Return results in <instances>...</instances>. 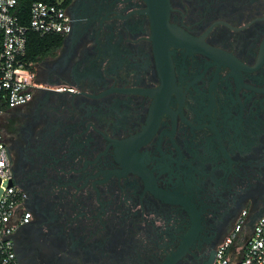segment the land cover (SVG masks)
I'll list each match as a JSON object with an SVG mask.
<instances>
[{"label": "flooded vegetation", "instance_id": "1", "mask_svg": "<svg viewBox=\"0 0 264 264\" xmlns=\"http://www.w3.org/2000/svg\"><path fill=\"white\" fill-rule=\"evenodd\" d=\"M59 2L0 116L15 264H211L264 213V0Z\"/></svg>", "mask_w": 264, "mask_h": 264}, {"label": "built area", "instance_id": "2", "mask_svg": "<svg viewBox=\"0 0 264 264\" xmlns=\"http://www.w3.org/2000/svg\"><path fill=\"white\" fill-rule=\"evenodd\" d=\"M16 2L0 0V116L6 108L21 106L31 97L34 83L31 63L25 58L27 33L62 36L69 27L59 0L33 1L27 24H21L13 13ZM21 200V193L11 183L8 156L0 139V264H15L12 233L28 217L27 213L17 217ZM242 224L237 222L233 233L218 246L211 264H264V213L250 231L232 243Z\"/></svg>", "mask_w": 264, "mask_h": 264}, {"label": "trees", "instance_id": "3", "mask_svg": "<svg viewBox=\"0 0 264 264\" xmlns=\"http://www.w3.org/2000/svg\"><path fill=\"white\" fill-rule=\"evenodd\" d=\"M36 0H17L13 9V13L17 16L21 24H27L29 18L30 4ZM47 2H55L56 0H42ZM61 39L58 34L40 35L36 32L29 31L27 33L26 54L25 58L30 62L46 53L50 48L56 46Z\"/></svg>", "mask_w": 264, "mask_h": 264}]
</instances>
